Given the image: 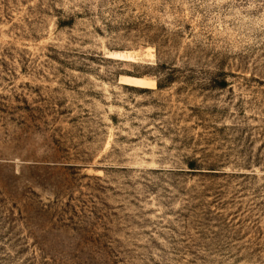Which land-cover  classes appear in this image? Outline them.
Masks as SVG:
<instances>
[{"label": "rangeland", "instance_id": "rangeland-1", "mask_svg": "<svg viewBox=\"0 0 264 264\" xmlns=\"http://www.w3.org/2000/svg\"><path fill=\"white\" fill-rule=\"evenodd\" d=\"M0 264H264V0H0Z\"/></svg>", "mask_w": 264, "mask_h": 264}, {"label": "bare ground", "instance_id": "bare-ground-1", "mask_svg": "<svg viewBox=\"0 0 264 264\" xmlns=\"http://www.w3.org/2000/svg\"><path fill=\"white\" fill-rule=\"evenodd\" d=\"M133 79H134L133 81L136 83H142L143 82V80L140 78H133Z\"/></svg>", "mask_w": 264, "mask_h": 264}]
</instances>
